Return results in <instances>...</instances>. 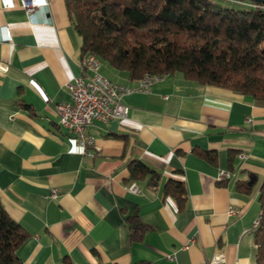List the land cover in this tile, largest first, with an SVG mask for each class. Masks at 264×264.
<instances>
[{"label":"crops","instance_id":"crops-1","mask_svg":"<svg viewBox=\"0 0 264 264\" xmlns=\"http://www.w3.org/2000/svg\"><path fill=\"white\" fill-rule=\"evenodd\" d=\"M20 2L0 0V203L27 234L17 250L20 263L200 264L221 253L218 264H252L264 180V106L167 75L148 92L123 98L126 118L89 127L95 149L84 156L54 110L80 75L81 38L64 0H46L30 18ZM5 28L11 42L4 40ZM101 66L110 80L137 85ZM198 151L214 152L216 161ZM229 151L237 152L231 177L218 183L217 171H228ZM132 160L160 173L159 184L127 183ZM168 180L184 183L181 210L163 195ZM131 183L137 193L129 191ZM238 183L251 191L237 189ZM130 215L150 228L139 243L129 242Z\"/></svg>","mask_w":264,"mask_h":264},{"label":"trees","instance_id":"trees-1","mask_svg":"<svg viewBox=\"0 0 264 264\" xmlns=\"http://www.w3.org/2000/svg\"><path fill=\"white\" fill-rule=\"evenodd\" d=\"M64 2L69 22L81 38L80 57L94 54L102 64L125 73L129 81L145 74L177 73L190 82L250 96L264 106V4L226 0ZM236 153L229 151L228 172ZM197 154L216 161L214 152ZM127 171V183L159 184L160 173L138 160L130 161ZM237 189L251 191L243 183ZM258 193L260 214L252 229L256 246L252 264H264V180ZM163 195L172 197L181 210L186 201L184 183L168 180ZM125 221L130 243L141 242L150 230L137 215L126 216ZM26 238L0 203V264H21L17 250Z\"/></svg>","mask_w":264,"mask_h":264},{"label":"built area","instance_id":"built-area-1","mask_svg":"<svg viewBox=\"0 0 264 264\" xmlns=\"http://www.w3.org/2000/svg\"><path fill=\"white\" fill-rule=\"evenodd\" d=\"M237 4H249L250 1L226 0ZM46 0H21L20 6L26 15L32 17L36 8L46 6ZM4 40L11 42V34L8 28L4 29ZM80 75L74 77L67 84L68 99L55 104L54 110L58 117V122L66 129L75 140L84 156L92 157L94 137L87 132V129L96 123H107L112 120H122L128 115V107L123 102V98L135 91L148 92L150 88L161 82L165 75L159 74V81L150 82L143 86H128L117 83L104 76L101 72L102 66L91 63V54L88 53L80 59ZM245 155H241L244 157ZM231 177V173L219 169L216 175L218 183L224 182ZM129 191L138 192L135 183L128 186ZM58 196L56 191L52 192L51 197ZM229 214L234 211L229 209ZM168 259H172L168 256ZM223 261V255L217 253L209 261L200 264H218Z\"/></svg>","mask_w":264,"mask_h":264},{"label":"bare ground","instance_id":"bare-ground-1","mask_svg":"<svg viewBox=\"0 0 264 264\" xmlns=\"http://www.w3.org/2000/svg\"><path fill=\"white\" fill-rule=\"evenodd\" d=\"M91 63H94V64H96L98 66L102 65V62L94 54H91ZM153 81H159V74H145L142 78H140L138 80L136 86L148 85L150 82H153ZM58 123H59L60 126H62L60 122H58ZM257 223H258V220L255 221L254 227L257 225Z\"/></svg>","mask_w":264,"mask_h":264},{"label":"water","instance_id":"water-1","mask_svg":"<svg viewBox=\"0 0 264 264\" xmlns=\"http://www.w3.org/2000/svg\"><path fill=\"white\" fill-rule=\"evenodd\" d=\"M246 1L264 4V0H246Z\"/></svg>","mask_w":264,"mask_h":264}]
</instances>
